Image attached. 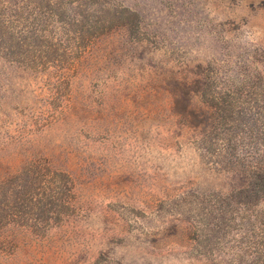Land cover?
<instances>
[{"label": "rangeland", "instance_id": "rangeland-1", "mask_svg": "<svg viewBox=\"0 0 264 264\" xmlns=\"http://www.w3.org/2000/svg\"><path fill=\"white\" fill-rule=\"evenodd\" d=\"M0 264H264V0H0Z\"/></svg>", "mask_w": 264, "mask_h": 264}]
</instances>
